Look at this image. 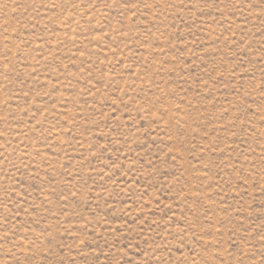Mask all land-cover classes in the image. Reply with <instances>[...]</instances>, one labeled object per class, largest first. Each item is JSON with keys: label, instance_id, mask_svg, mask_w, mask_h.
Instances as JSON below:
<instances>
[{"label": "rangeland", "instance_id": "obj_1", "mask_svg": "<svg viewBox=\"0 0 264 264\" xmlns=\"http://www.w3.org/2000/svg\"><path fill=\"white\" fill-rule=\"evenodd\" d=\"M0 264H264V0H0Z\"/></svg>", "mask_w": 264, "mask_h": 264}]
</instances>
